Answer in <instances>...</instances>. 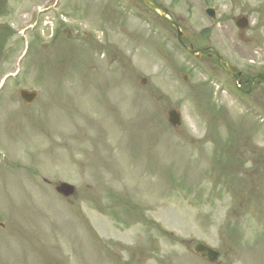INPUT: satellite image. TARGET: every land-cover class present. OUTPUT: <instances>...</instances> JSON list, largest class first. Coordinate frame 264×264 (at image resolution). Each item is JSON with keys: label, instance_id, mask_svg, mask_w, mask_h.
Listing matches in <instances>:
<instances>
[{"label": "rangeland", "instance_id": "obj_1", "mask_svg": "<svg viewBox=\"0 0 264 264\" xmlns=\"http://www.w3.org/2000/svg\"><path fill=\"white\" fill-rule=\"evenodd\" d=\"M56 1L0 0V75L26 48L0 96V264H208L197 241L264 264V85L235 91L134 0ZM159 2L195 50L264 61V0Z\"/></svg>", "mask_w": 264, "mask_h": 264}, {"label": "water", "instance_id": "obj_2", "mask_svg": "<svg viewBox=\"0 0 264 264\" xmlns=\"http://www.w3.org/2000/svg\"><path fill=\"white\" fill-rule=\"evenodd\" d=\"M149 8H151L154 12L156 11L154 7H152L149 3H147L145 0H142ZM160 13V12H159ZM209 14L212 16V13L209 12ZM168 23H170L169 20H167ZM237 26H239L240 28H243L245 26V23L243 21H239L237 23ZM177 29V27H176ZM180 37V35H179ZM228 69L231 71V73H235V70L230 67L227 66ZM258 77L263 78L264 76L259 75ZM19 96L20 98L25 102V104H30L35 98H36V94L34 92H27V91H20L19 92ZM168 122L172 125V126H177L179 125V115L176 113V111H169L168 114ZM56 192L61 194L64 197H69L71 195L74 194V189L72 186H69L67 184H59L56 187ZM194 253L198 254L201 258L207 259L209 262H215L218 258V252L215 250H211L208 247H206L203 244H197L194 249H193Z\"/></svg>", "mask_w": 264, "mask_h": 264}, {"label": "flooded vegetation", "instance_id": "obj_3", "mask_svg": "<svg viewBox=\"0 0 264 264\" xmlns=\"http://www.w3.org/2000/svg\"><path fill=\"white\" fill-rule=\"evenodd\" d=\"M137 2L139 3V5H140V7H141V9H144L145 8V6L141 3V2H139L138 0H137ZM151 3L156 7V8H158V9H160L161 11H163L164 13H165V15L167 16V17H169V18H171V20L173 21V22H175L176 24H180L181 23V21H182V19L181 18H179V17H176V16H174L173 15V13L172 12H170L169 11V9L167 8V7H165V6H163L160 2H159V0H152L151 1ZM142 5V6H141ZM146 9V8H145ZM147 10V9H146ZM155 18H157V19H161V17L157 14V13H155ZM240 35V37L242 38L243 37V34H239ZM247 41V40H246ZM188 46H191V44H189ZM212 50H210L209 48H204V49H201V59H205L206 61L207 60H212V61H216V63H217V59H216V57L214 56V53L213 52H211ZM257 64H259L260 66H264V61H259L258 63H256V62H252L250 65H248L249 67L248 68H246L245 70L246 71H249L250 70V68L251 69H253V68H255V66L257 65ZM218 67L223 71V67L222 66H219V64H218ZM263 71H264V69H263ZM260 81L258 82V81H254L253 80V76H249L248 74H247V72H244V75L241 77V84H242V86H246V87H252V86H257V85H260ZM251 85V86H250Z\"/></svg>", "mask_w": 264, "mask_h": 264}]
</instances>
